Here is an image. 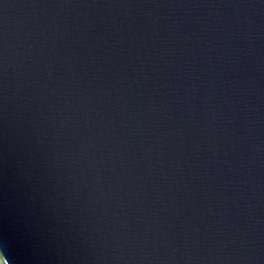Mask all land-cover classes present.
Listing matches in <instances>:
<instances>
[{
  "label": "water",
  "instance_id": "95a60500",
  "mask_svg": "<svg viewBox=\"0 0 264 264\" xmlns=\"http://www.w3.org/2000/svg\"><path fill=\"white\" fill-rule=\"evenodd\" d=\"M0 264H264V0H0Z\"/></svg>",
  "mask_w": 264,
  "mask_h": 264
}]
</instances>
